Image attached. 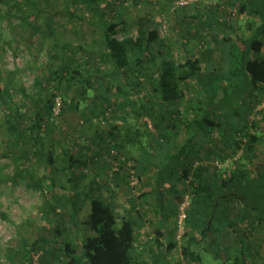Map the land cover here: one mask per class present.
<instances>
[{
    "label": "trees",
    "instance_id": "trees-1",
    "mask_svg": "<svg viewBox=\"0 0 264 264\" xmlns=\"http://www.w3.org/2000/svg\"><path fill=\"white\" fill-rule=\"evenodd\" d=\"M8 1L0 0V4L8 6L6 9L0 7V19L12 16L14 5V8L21 6L20 0L10 6ZM101 1L68 0L74 6L66 5L65 12L58 11L69 20L75 17L84 21L87 18L78 15V11L79 8L86 10L90 15L89 22L99 29L101 46L95 52L81 46L84 52L91 54L83 63L79 58L66 55L68 47L65 52L62 48L67 58L63 64L50 69L47 78L56 85L45 90L42 102L30 95L23 85H18L17 89L26 100L22 104L12 101L8 90L14 91L16 80L0 70V79L6 81L2 82L4 87L0 83V101L8 102L7 113L0 121V133L6 137L2 140L8 143L7 150L14 152L17 160H24V165L16 168L15 178H21L28 186H37L41 192L48 188V183L25 164L32 156L28 147L44 154V163L52 170L67 175L60 184L67 192L60 195L69 203L50 201L42 207L43 227L36 231L41 254L50 258L51 264H140L134 245L135 219L116 211L111 194L104 199L99 190L95 193L99 184L93 175L90 186L86 189L79 187L78 178L85 175H79L77 168L100 163L103 168L108 166L114 170L111 172L113 177L129 176L134 181L129 188L137 183H149L159 195L157 200L161 211L169 199L163 193L162 184H169L166 194L171 195L177 207L188 195L190 207L185 227H191L200 235L199 238L189 235L188 244L207 240L211 246L216 245L215 256L221 264H254L248 246V234L252 228L239 229L237 225L244 218L250 220L249 225L252 224L254 214L264 224V159L260 164L253 161L255 148L262 137L252 131L253 128L257 131L256 121L248 120L264 94V0H230L233 5H239V13H233L227 22L214 21L216 26L209 24V30L206 29L204 34L199 28L203 27L202 18L209 10L206 8L203 13L191 14L189 18L196 24L193 36L197 47L191 53L187 51L181 62L175 59L157 23L148 15L136 16L133 21L135 33L132 34L122 19L123 11L108 2L102 5ZM24 2H30L36 8L35 0ZM240 14L248 17L244 26L240 24ZM255 15L260 17L257 25L250 22ZM50 22L53 23L51 18ZM218 27L224 28L222 36L211 41L210 34L213 35ZM119 30L121 37H118ZM236 37L239 44L234 43ZM187 45L188 42L183 47L187 49ZM217 59L222 61L218 72L215 67ZM89 86L94 90L93 98L91 103H85L84 109H80L78 95L73 96L72 92L77 87L86 90ZM194 86L198 87L195 102L188 98ZM111 88L116 90L117 105L108 95ZM53 91H63L64 105L80 110L83 127L79 137H92L93 143L96 138L98 149L88 155L80 151L76 153L72 151L74 145L78 146L74 143L59 153L47 143L48 133L55 128L56 94ZM83 92H79V97ZM105 95L106 98L99 99ZM98 101L104 105L103 110H97ZM119 108L125 115L117 111ZM110 112L115 120L104 126ZM127 115L131 116L129 122ZM104 137L115 138L102 146ZM138 137H147V146L151 149L144 151L142 157L131 154L128 148L129 143L135 144ZM214 157L215 161L212 160ZM229 159H233L232 165L228 164ZM243 159L253 164V170L246 167ZM217 161L222 165L217 166ZM52 181L49 183L54 185ZM109 184V180L104 181L105 186ZM67 187L70 191L66 190ZM83 203L88 204L89 210L82 224L91 234L78 240L71 232L72 226L79 224L76 216ZM167 213L165 222L171 215L176 218L177 208H169ZM65 218L71 222L63 226ZM176 229L175 223L168 236L166 233L160 235L168 240L169 251L176 244ZM232 229L236 231L238 242L226 245L222 236ZM49 234L52 237L48 238ZM154 243L157 247L161 245L159 235ZM23 250L24 263L32 264L33 249L24 246ZM8 251L14 255L11 249ZM181 255L186 258L193 253L184 246ZM150 258L154 262L156 255ZM176 264L182 263L179 260Z\"/></svg>",
    "mask_w": 264,
    "mask_h": 264
},
{
    "label": "rangeland",
    "instance_id": "rangeland-1",
    "mask_svg": "<svg viewBox=\"0 0 264 264\" xmlns=\"http://www.w3.org/2000/svg\"><path fill=\"white\" fill-rule=\"evenodd\" d=\"M14 1L16 0H9V6L13 4ZM35 1L37 4L36 8L31 6L33 4L30 2H26L25 4L24 0H22V2L20 0L21 6L14 8V5L11 9L12 16L0 19V70L7 77L16 80L14 91L9 89L8 93L12 101L17 104H22L23 101L26 100L22 96L21 91H18V85H23L27 92L37 100L41 102L44 100L45 90L56 85L55 81L48 80L47 78L50 69L63 64V61L67 58H65L62 52V48L65 52V47H68L66 48V55L79 58L81 59L80 63H83V60H86V56L91 54L84 52L80 48L81 46L84 47V50L93 49L94 52L101 46L99 29L89 22L88 19L90 15L86 10L79 8L78 15L86 17L87 20L80 21L75 17L69 20L66 16L58 13V11H64L66 5L71 4L67 2L68 0ZM175 1L176 0H103L101 4L105 5L108 2L112 7L122 10V19L130 28L132 34L135 33L133 21L136 16L148 15L152 19V22L157 23L161 36L168 42L175 59L180 62L185 59L187 51L191 53L197 47L193 36V30L196 24H193L189 18L191 14L203 13L206 8L209 10V12L205 14V17L202 18L204 21L203 27L199 28V31L204 34L206 29L207 31L209 30V24L213 23V25L216 26L214 21L227 22V19H229L233 13H239V5H233L230 0H204L181 8L175 7ZM70 6L74 5L71 4ZM0 7L6 9L8 6L0 4ZM16 13L18 16H16ZM50 18L53 20V23L50 22ZM239 20L240 24L244 26L248 17L245 15L241 17L240 14ZM223 29L224 28L220 29V27H218L213 35L210 34L211 41L214 37L220 39L222 36L221 30L223 31ZM121 35L122 32L119 30L118 37H121ZM187 42V49H185L183 44ZM234 43L239 44V39L237 37L234 39ZM208 45L210 46L211 42L208 43ZM154 51H156V49ZM221 63L222 61L220 59L216 60L215 67L217 72L221 71ZM104 66L109 67L107 63H105ZM3 81L6 83L5 80L0 79V83L4 87ZM9 84L10 82H8V86ZM89 87L90 88L86 90H84L83 87H77L74 92H72L73 96L78 95L77 100L79 101L80 109L85 108V103H91L94 90L91 86ZM197 89L198 87L194 86L188 93V98H191L194 102L197 100L198 96ZM79 92H83V95H80V97ZM53 93L56 94L54 100L59 103V113L57 112L56 115L54 114L55 118H53V123L55 128L54 131L48 133L49 137H47V143L52 146L54 151L56 150L59 153L62 152L65 146L71 147L74 143L78 145H74L72 150L76 153L80 151L88 155L92 150L98 149L97 146L99 143H97L96 138H94L96 143H93L91 141L92 137H79L81 128L83 127L80 121V110L69 109L64 105L63 101L65 96L63 91H53ZM108 95L113 104L117 105L119 99L116 90L111 88ZM143 97H145V94ZM146 97L148 96L146 95ZM104 98H106V95L100 96L99 99ZM68 101H70V99H68ZM7 106L8 102L3 103L0 101V121L3 115L7 113ZM100 106V101H98V109L96 108L98 111L103 110L102 106L104 105ZM30 108L32 107L30 106ZM56 108L57 105H55V109ZM120 108L116 110L120 114L125 115L123 109L121 110ZM248 117L250 121L255 120L258 126L257 131H255L254 128L252 131L257 133L259 137H262V140L255 148V155L253 157V161L260 164L262 163V159H264V94L262 100L252 110ZM126 119L128 122L131 121V116L127 115ZM114 120L115 118L112 117V112H110L109 118L104 121V126L106 124H112ZM112 138L114 139L115 137H104L102 146ZM2 139H6V137L0 133V264H26L27 262L24 263L23 257L25 252V250H23L24 246L33 249L34 258L31 259L32 264H51L52 261L50 258H45L41 254V250L39 249L41 245L36 242V231H39L40 228L43 227V220L40 215L42 207L46 202L60 201L65 204L69 203L63 195H60L65 191L60 187V184L67 179V175L62 171L52 170L44 163V154L37 153L31 149V147H28L29 150L32 151V154L30 153L32 156L29 157V160H26L25 164L36 171L43 182L48 183V188H44L41 192L37 189V186L26 185L21 178H15L14 176L16 168L24 165V160H17L14 152L12 154L7 150L9 149L6 145L8 143ZM146 140L147 137H138L135 144L129 143L128 148L131 154L141 155L144 151H150L151 149L148 148ZM107 157L110 158L109 156ZM135 157L140 158L139 156ZM214 159L215 157L212 158V160ZM232 160L233 159H229V165H232ZM243 163L248 169L253 170V164H249L245 159H243ZM218 165H222V163L217 161V166ZM99 171H102V173H99ZM77 172L79 175H85L82 179L81 177L78 178L80 189H82V187L86 189V187L90 186L91 176L93 175V177L97 178L96 182L99 184V189L96 188L95 193L99 190V194L104 199L108 198L111 194V189L115 186L114 181H116L117 177H113L112 173L114 170L112 168L108 166H104L103 168L99 163L98 165H90L87 168H77ZM125 175L122 176L123 178L120 175V179L122 180L118 185L121 187V185L127 184L126 186L128 188V185H133V180ZM105 180H109L110 184L105 186ZM51 181L55 184H50L49 182ZM162 185H164L163 193L165 197L167 196V198H169L170 195L166 194V186L169 184L167 185L165 183ZM143 188L144 186L141 185V183H137L135 187L130 189L133 190V192L129 190L121 193L119 195L120 198L116 206V211L122 215V200L125 198L124 193L127 197L131 194L129 201H134V199L136 201L143 194ZM66 190L70 191L69 187H67ZM171 200L172 201L167 199L166 202L169 204L165 205L164 211L169 212V208H177L174 199L172 198ZM79 201H83L81 197ZM167 205L169 207H167ZM88 210V204L83 203L81 210L78 211L76 216L79 224L77 227L72 226L71 233H74L78 240L84 239L85 236L91 234V231L82 224L88 214ZM149 210L152 212L150 208ZM254 215L255 217L252 218V224L249 225L248 221L250 220L244 218V220L239 221L237 227L245 230L249 229V227L252 228L251 232L248 234V246L254 264H264V224L262 221H259L260 219L256 218V214ZM70 222L69 218H65L63 220V226L69 225ZM185 232H187L186 235ZM175 234V245L178 251H180L182 247L187 246L190 249H195L194 251L197 253L195 256L201 258L195 260L207 261L211 262V264L221 263L219 258L215 256V251L217 250L216 245L211 246L207 240H200L198 242L191 241L188 244L189 235L199 238V233L191 229L189 232V229L184 226L183 231L176 229ZM47 237L49 238L52 236L49 234ZM222 241L226 245L236 244L238 242L236 231L232 229L226 232V234L222 236ZM46 247L45 245L44 248ZM8 249H11L14 255L9 253Z\"/></svg>",
    "mask_w": 264,
    "mask_h": 264
},
{
    "label": "crops",
    "instance_id": "crops-1",
    "mask_svg": "<svg viewBox=\"0 0 264 264\" xmlns=\"http://www.w3.org/2000/svg\"><path fill=\"white\" fill-rule=\"evenodd\" d=\"M250 22H252L254 25L259 24L260 17L257 15L252 16L250 18ZM202 148L205 150V147ZM121 177H116L115 182L117 183L114 184L115 186L113 187V192L111 193L115 208L118 205V200L120 198L119 195L124 191H129L128 188L130 186L128 185L127 188L126 184L121 185L120 187V185L118 184L121 183ZM141 185L144 186V188L142 189L144 194H142L138 200L135 201L134 199V201H129L131 194H129L127 197L125 193V198H123L122 200V214L126 217H132L135 219L136 230L134 245L135 253L138 256V259L140 260V264H144V261L147 262L146 264H176L179 260L182 264H211V262L195 260L200 258L198 256H195V254H197L194 251L195 249L189 248L190 252L193 253V256H187L186 258L182 257L181 250L178 251L176 245L170 251L168 250V240L160 235L166 233L165 235L168 236V231L175 228V218L173 215H171L167 218V221L165 222L164 217L169 213H167L168 211L160 210L157 200V197L159 195L152 190L149 183H144ZM130 189H132V187ZM131 192H133V190H131ZM168 200L172 201L171 198ZM167 207L169 206L167 205ZM149 208L152 210V212H150ZM136 210H140L141 212L135 213ZM187 229H189L190 232L191 227H188ZM156 231H158L159 234L156 233ZM158 235L161 243L159 247H157V245L154 243L155 237ZM153 255H156V260H154V262H152L153 258H150L151 256L153 257Z\"/></svg>",
    "mask_w": 264,
    "mask_h": 264
},
{
    "label": "built area",
    "instance_id": "built-area-1",
    "mask_svg": "<svg viewBox=\"0 0 264 264\" xmlns=\"http://www.w3.org/2000/svg\"><path fill=\"white\" fill-rule=\"evenodd\" d=\"M204 0H176L175 1V7L181 8L186 7L188 5H192L195 3L202 2ZM57 108H54L55 114H57L59 108V103L56 102ZM227 162V161H226ZM132 184L134 185V181H132ZM190 207V199L188 195H185L181 203L177 207V213H176V226L178 230L183 231L185 226V219L187 217V210Z\"/></svg>",
    "mask_w": 264,
    "mask_h": 264
}]
</instances>
